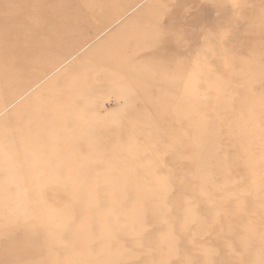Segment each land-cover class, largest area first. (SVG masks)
<instances>
[{"label": "rangeland", "instance_id": "obj_1", "mask_svg": "<svg viewBox=\"0 0 264 264\" xmlns=\"http://www.w3.org/2000/svg\"><path fill=\"white\" fill-rule=\"evenodd\" d=\"M0 264H264V0H0Z\"/></svg>", "mask_w": 264, "mask_h": 264}, {"label": "bare ground", "instance_id": "obj_2", "mask_svg": "<svg viewBox=\"0 0 264 264\" xmlns=\"http://www.w3.org/2000/svg\"><path fill=\"white\" fill-rule=\"evenodd\" d=\"M217 10H218V9H217ZM179 12H180V11H179ZM219 12H220V11H219ZM219 12H218V13H219ZM212 21H213V20H212ZM212 21H211V22H212ZM215 21H216V20L214 19V22L209 23V25L212 24V26H213V24H215ZM216 22H217V21H216ZM205 27H206V26H205ZM210 27H211V26H210ZM223 32H224V30H223ZM225 32H226V31H225ZM225 32H224V33H225ZM210 51H212V50H210ZM13 181H14V180H13ZM73 201H74V200H73ZM74 202H76V201H74ZM74 202H72V203H74ZM74 204H75V203H74ZM74 204H73V205H74ZM77 204H78V203H77ZM77 204H76V205H77Z\"/></svg>", "mask_w": 264, "mask_h": 264}]
</instances>
